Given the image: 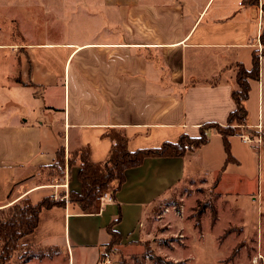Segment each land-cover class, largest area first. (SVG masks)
I'll return each instance as SVG.
<instances>
[{
  "label": "crops",
  "instance_id": "0c3cea01",
  "mask_svg": "<svg viewBox=\"0 0 264 264\" xmlns=\"http://www.w3.org/2000/svg\"><path fill=\"white\" fill-rule=\"evenodd\" d=\"M263 7L264 0H68L55 7L49 33L0 37V209L25 197L58 200L65 191L50 187L56 178L79 192L76 165H65L61 177L51 169L58 151L67 159L87 149L89 161L102 164L113 144L110 130L133 152L197 138L208 124L225 126L235 109L237 70L251 68L253 52L260 55ZM246 107L228 151L209 128L200 148L127 170L101 209L95 201L81 213L64 199V206L41 210L35 230L18 242L34 253L22 264H99L107 227L119 215L115 230L124 241L141 233L138 224L172 186L209 175L219 188L231 174L228 161L238 163L252 146L241 136L252 129L264 139L261 55ZM116 188L112 182L108 192Z\"/></svg>",
  "mask_w": 264,
  "mask_h": 264
},
{
  "label": "rangeland",
  "instance_id": "374dc122",
  "mask_svg": "<svg viewBox=\"0 0 264 264\" xmlns=\"http://www.w3.org/2000/svg\"><path fill=\"white\" fill-rule=\"evenodd\" d=\"M63 1L0 0V37L49 33L52 13ZM72 11L75 20L82 18L80 8ZM246 134L259 138L252 129ZM241 152L238 163L228 161L231 174L217 189L209 175L172 186L154 214L138 224L141 233L107 248L99 264H264V139ZM56 180L50 187L64 185ZM29 254L30 248L17 251L13 262L25 263Z\"/></svg>",
  "mask_w": 264,
  "mask_h": 264
},
{
  "label": "trees",
  "instance_id": "16d2710c",
  "mask_svg": "<svg viewBox=\"0 0 264 264\" xmlns=\"http://www.w3.org/2000/svg\"><path fill=\"white\" fill-rule=\"evenodd\" d=\"M250 2L254 3L255 0H250ZM259 41L261 45L260 55L264 57V33L260 35ZM257 52L252 54L250 69L247 70L240 66L237 70L235 76L236 86L232 91L235 109L229 114L225 126L208 124L200 128V136L197 138L181 136L176 143H164L159 148L133 152L127 149L126 138L121 133L110 130L107 136L113 144L108 159L102 164L91 163L87 149L74 151L68 155L67 159H65L64 151L59 150L56 161L51 166V169L58 176L64 175L65 165L67 169L75 165L78 167L77 178L81 188L79 192L68 190L67 204L69 207L81 213L86 211L100 195L109 191L112 182H117V188L111 192V195H113L124 183L125 172L139 167L147 158H177L200 148L208 142V137L205 134L206 129H215L222 137L225 149L228 151L227 138L234 133L232 126L244 125L247 118L246 102L251 83L257 82L259 78L260 55ZM214 187H216V184H214ZM64 204V194H62L58 200H54L53 196H46L37 202L25 197L7 208L8 213L3 208L0 209V264H7L17 251L24 249V247L18 245V242L35 230L41 210L50 209L54 206H64ZM120 219L121 216L119 215L107 227L109 242L105 246V251L107 248L119 245L121 242L120 236L115 230ZM33 257L34 254H29L23 261H29Z\"/></svg>",
  "mask_w": 264,
  "mask_h": 264
},
{
  "label": "built area",
  "instance_id": "2783aa9c",
  "mask_svg": "<svg viewBox=\"0 0 264 264\" xmlns=\"http://www.w3.org/2000/svg\"><path fill=\"white\" fill-rule=\"evenodd\" d=\"M256 129H258V131L260 130V128H259V126L258 127H256ZM241 139H242V141L244 142V143H246V144H253V143H256V144H259L260 143V137L258 138V139H256V140H252V139H250V137L249 136H247V135H242L241 136ZM66 184V185H65ZM62 187L64 188V189H66L65 190V196H64V199H65V201H67V192H68V183H65ZM98 200H99V206H100V209L103 207V206H105L106 204H111L112 203V197L106 192V193H103L101 196H99V198H98Z\"/></svg>",
  "mask_w": 264,
  "mask_h": 264
},
{
  "label": "bare ground",
  "instance_id": "6f19581e",
  "mask_svg": "<svg viewBox=\"0 0 264 264\" xmlns=\"http://www.w3.org/2000/svg\"><path fill=\"white\" fill-rule=\"evenodd\" d=\"M4 208V207H3ZM6 208V207H5Z\"/></svg>",
  "mask_w": 264,
  "mask_h": 264
}]
</instances>
